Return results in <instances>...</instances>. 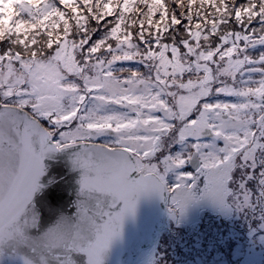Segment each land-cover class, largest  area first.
Here are the masks:
<instances>
[{
	"label": "snow or ice",
	"instance_id": "6c2138e0",
	"mask_svg": "<svg viewBox=\"0 0 264 264\" xmlns=\"http://www.w3.org/2000/svg\"><path fill=\"white\" fill-rule=\"evenodd\" d=\"M0 264H264V0H0Z\"/></svg>",
	"mask_w": 264,
	"mask_h": 264
}]
</instances>
